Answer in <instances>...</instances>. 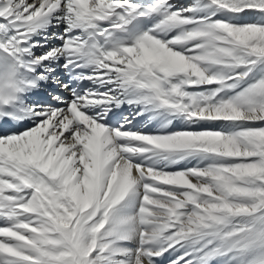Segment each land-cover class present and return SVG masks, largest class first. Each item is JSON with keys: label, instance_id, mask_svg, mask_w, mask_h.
Wrapping results in <instances>:
<instances>
[{"label": "snow or ice", "instance_id": "snow-or-ice-1", "mask_svg": "<svg viewBox=\"0 0 264 264\" xmlns=\"http://www.w3.org/2000/svg\"><path fill=\"white\" fill-rule=\"evenodd\" d=\"M0 264H264V0H0Z\"/></svg>", "mask_w": 264, "mask_h": 264}, {"label": "bare ground", "instance_id": "bare-ground-1", "mask_svg": "<svg viewBox=\"0 0 264 264\" xmlns=\"http://www.w3.org/2000/svg\"><path fill=\"white\" fill-rule=\"evenodd\" d=\"M191 0H173V3L177 4V5H180V4H188L190 3ZM54 43H58V41H54ZM42 97L46 94H40ZM40 98V96L38 97Z\"/></svg>", "mask_w": 264, "mask_h": 264}]
</instances>
